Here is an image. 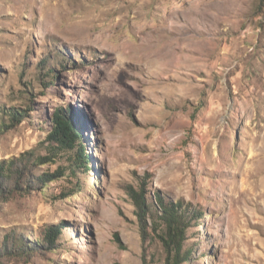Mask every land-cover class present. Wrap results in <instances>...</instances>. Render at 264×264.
<instances>
[{
  "label": "rangeland",
  "instance_id": "rangeland-1",
  "mask_svg": "<svg viewBox=\"0 0 264 264\" xmlns=\"http://www.w3.org/2000/svg\"><path fill=\"white\" fill-rule=\"evenodd\" d=\"M24 152L0 264H172L158 194L201 213L182 264H264V0H0V161Z\"/></svg>",
  "mask_w": 264,
  "mask_h": 264
},
{
  "label": "trees",
  "instance_id": "trees-1",
  "mask_svg": "<svg viewBox=\"0 0 264 264\" xmlns=\"http://www.w3.org/2000/svg\"><path fill=\"white\" fill-rule=\"evenodd\" d=\"M46 63L43 62L40 67H45ZM10 116L11 122H17L22 119L25 115L20 114L15 108H11ZM52 128L54 134L50 135V140L57 143L58 145H69L67 137V127L69 124L73 125L74 128H78L80 122L76 116H73L71 113L67 112L65 109H58L52 114L51 117ZM6 126V125H4ZM57 149V147H53ZM82 152V150H81ZM31 152H24L19 157H13L9 160L0 161V189L3 185L2 179L10 178L15 176L16 178L21 175V169H18V163L21 166H24V169L27 171L29 169L25 168V165L32 161ZM39 160L42 162L50 161V158L43 159L39 157ZM19 165V166H20ZM30 172V171H27ZM60 171L54 174H44L43 180L50 181L54 178H57ZM127 192L129 196L134 201L135 205L138 208V214L142 217V222L150 207L145 197V189L143 187L135 188L133 185L127 186ZM157 204H152L154 207V217L160 222L161 231L158 235L159 239L162 241L163 246L168 254V259L172 264H182L185 261L189 260L188 254L189 250L184 251V243L188 238V230L190 226V216L199 217L200 212L196 210H191V206L188 203H185L181 200H173L169 197L163 196L161 194L157 195ZM58 238V231L54 228L47 229L44 233L43 243L44 245H54Z\"/></svg>",
  "mask_w": 264,
  "mask_h": 264
}]
</instances>
